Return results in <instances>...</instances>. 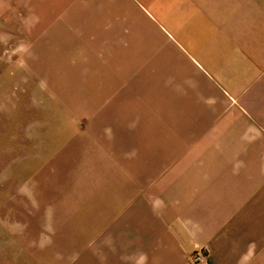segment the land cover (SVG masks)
Instances as JSON below:
<instances>
[{
	"label": "crops",
	"instance_id": "crops-1",
	"mask_svg": "<svg viewBox=\"0 0 264 264\" xmlns=\"http://www.w3.org/2000/svg\"><path fill=\"white\" fill-rule=\"evenodd\" d=\"M32 1L61 11L41 64L84 67L54 91L86 125L84 225L46 255L0 219V264H264V0Z\"/></svg>",
	"mask_w": 264,
	"mask_h": 264
},
{
	"label": "rangeland",
	"instance_id": "rangeland-1",
	"mask_svg": "<svg viewBox=\"0 0 264 264\" xmlns=\"http://www.w3.org/2000/svg\"><path fill=\"white\" fill-rule=\"evenodd\" d=\"M60 14L37 1L0 0V219L27 225L30 243L41 240L46 255L56 243L68 254L83 228L90 170L84 119L54 100L56 86L81 78L84 67L41 61L44 15Z\"/></svg>",
	"mask_w": 264,
	"mask_h": 264
},
{
	"label": "built area",
	"instance_id": "built-area-1",
	"mask_svg": "<svg viewBox=\"0 0 264 264\" xmlns=\"http://www.w3.org/2000/svg\"><path fill=\"white\" fill-rule=\"evenodd\" d=\"M203 256V251L201 249H198L197 251H194L189 256V262L191 264H199L201 262Z\"/></svg>",
	"mask_w": 264,
	"mask_h": 264
}]
</instances>
